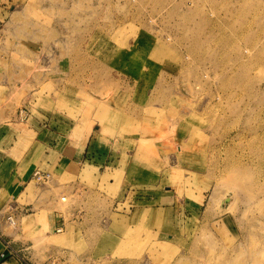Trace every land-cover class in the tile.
I'll use <instances>...</instances> for the list:
<instances>
[{"label": "rangeland", "instance_id": "374dc122", "mask_svg": "<svg viewBox=\"0 0 264 264\" xmlns=\"http://www.w3.org/2000/svg\"><path fill=\"white\" fill-rule=\"evenodd\" d=\"M14 44L41 58L0 75V130L27 128L18 112L39 88L48 96L38 105L52 111L57 100L74 136L125 141L126 161L156 183L132 181L134 204L151 203L119 214L130 208L115 211L130 191L120 177L86 172L87 185L73 188L77 167L47 184L34 171L27 190L0 197V240L25 245L4 261L264 264V0H0V73L18 70L7 59ZM41 186L50 191L37 195ZM46 200L66 218L64 233L23 235L21 214L7 221L11 205Z\"/></svg>", "mask_w": 264, "mask_h": 264}, {"label": "crops", "instance_id": "0c3cea01", "mask_svg": "<svg viewBox=\"0 0 264 264\" xmlns=\"http://www.w3.org/2000/svg\"><path fill=\"white\" fill-rule=\"evenodd\" d=\"M19 46L20 47L14 44L10 48L6 47L9 63L16 64L18 70L10 67V69L5 70L0 73V75L19 76L21 70H26L29 63H34L36 65L39 62L41 57H39L38 60V56L35 55L34 51L29 46ZM57 71H59L57 73L59 76L72 75L69 69H61L58 67ZM8 84L3 86L8 89L10 86L12 87L8 93L4 91L6 92V96H9L14 88L12 86L14 82L9 84L10 86ZM16 84L18 85L19 82L17 81ZM78 89L79 86L76 90ZM55 90L59 92V89ZM37 91H40L39 88H33L27 97L28 107L25 109L29 112V117L31 118L26 123L27 128L19 130L15 127L17 124H14V126H9L7 124L6 126H8V128H2L3 130H0V197L2 193H7L10 197L15 196L21 188L22 192L27 190L29 188V185L27 186L28 178L34 171L39 170L51 174L54 172L55 175L60 177L65 175L69 169H76L77 167L81 177L72 184L73 188H76L75 186L87 185L86 182L82 181V177L88 176L86 172H90L89 174L92 176L95 175L94 177L97 175L101 177L107 176L108 172H110V174H114L122 179V186H129L130 191L126 190L124 193L126 196H123L122 199L114 198L115 211H118L117 208L119 205H124L126 202L130 203L129 211L125 209L119 212V214L132 212V210L136 211V208L139 207V203H151L144 197L135 196L134 199L138 198L142 201L138 200L134 204L129 196L131 193L136 194V192L132 191L133 188L136 187L132 181L136 179L144 181L145 177L148 178L147 183L141 185L146 189L150 186H155L156 182L149 178L150 175L146 173V167L141 166V168H139L140 171H138V169L135 170L132 160L131 162L129 160L126 161L129 152L125 150V146L127 145L125 141H121L117 137H106L100 130H96L93 133L89 132L84 137H80L81 135L78 137L74 136L73 132L76 125L74 123L75 120L70 117L69 111H62V107H57V100H53L56 105H54L52 111L43 110L41 103L38 105L40 102L39 99L41 98V101H44L42 99H45L48 95H38ZM2 93H0V96ZM70 100L71 103L68 108H71V106L74 107L72 102L76 101L74 98ZM78 127L81 129L82 124L78 125L76 128ZM125 163L127 165H125ZM101 179L99 184L101 183ZM54 184L56 188L60 186L58 181H54ZM48 191L50 190L41 186L40 188L37 187L35 192L37 195L39 193L41 195ZM138 194L143 193L139 192ZM38 197L39 196L36 197V205L39 203ZM26 205L27 204H25L24 207L20 206V204H15L19 209L18 215H22L20 218L22 234V230L26 227H30V229H42L48 235L56 233L59 226L60 214L49 204V200L40 203L38 209L35 208V204L30 203ZM27 213L28 215L23 216V214ZM38 219L42 220V225L37 223ZM0 220L2 224L4 215H1V213ZM6 243H8L7 239L0 240V264H19L14 258H10L6 261L1 258V254L5 253L7 255L9 253L6 248ZM10 244L11 248L14 250L21 248V246H25L18 242L15 244L11 242Z\"/></svg>", "mask_w": 264, "mask_h": 264}, {"label": "built area", "instance_id": "2783aa9c", "mask_svg": "<svg viewBox=\"0 0 264 264\" xmlns=\"http://www.w3.org/2000/svg\"><path fill=\"white\" fill-rule=\"evenodd\" d=\"M29 116H30L29 112L25 108L20 109L18 112V118H19V120H21V122L27 121L29 119ZM51 179H52V174L49 172L37 171L33 176V180L37 184H47L48 182L51 181ZM78 196L80 197L81 194H79ZM62 202H67V198L63 197ZM18 213H19V209L15 205H11L9 207L7 221L12 226H14L16 223V218L18 216ZM78 213L80 214L81 212L79 211ZM59 214H60L59 226L56 230V233L62 234V233H64V231L66 229V218L61 213H59ZM6 248L8 249L9 253L7 255L5 253L1 254L2 259H6L8 256H12V255L17 254L16 250L11 248L10 243H6Z\"/></svg>", "mask_w": 264, "mask_h": 264}, {"label": "bare ground", "instance_id": "6f19581e", "mask_svg": "<svg viewBox=\"0 0 264 264\" xmlns=\"http://www.w3.org/2000/svg\"><path fill=\"white\" fill-rule=\"evenodd\" d=\"M16 224V223H15Z\"/></svg>", "mask_w": 264, "mask_h": 264}]
</instances>
